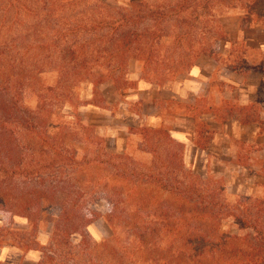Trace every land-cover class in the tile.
<instances>
[{"label": "rangeland", "instance_id": "rangeland-1", "mask_svg": "<svg viewBox=\"0 0 264 264\" xmlns=\"http://www.w3.org/2000/svg\"><path fill=\"white\" fill-rule=\"evenodd\" d=\"M263 8L262 0H0V97L34 128L8 126L18 151L8 139L7 199L17 213L47 187L89 220L56 239L55 223L34 226L0 207V264H264V201L238 191L233 167L199 173L177 143L154 132L145 139L140 130L158 129L120 110L148 113L132 101L139 73L157 87L177 83L211 47L224 64L227 32L242 44V15ZM135 39L143 57L116 54ZM120 65L117 84L97 82ZM56 207L40 201L46 213Z\"/></svg>", "mask_w": 264, "mask_h": 264}, {"label": "crops", "instance_id": "crops-1", "mask_svg": "<svg viewBox=\"0 0 264 264\" xmlns=\"http://www.w3.org/2000/svg\"><path fill=\"white\" fill-rule=\"evenodd\" d=\"M241 21L248 22L235 32L241 46L230 36L233 30L218 46L222 57L229 58L224 64L211 47L177 83L157 87L139 73L131 78L137 81L132 101L148 113L120 110H127L123 115L132 122L164 129L183 149V162L197 165L199 173L213 165L232 166L238 191L257 202L264 201V8L248 11Z\"/></svg>", "mask_w": 264, "mask_h": 264}, {"label": "trees", "instance_id": "trees-1", "mask_svg": "<svg viewBox=\"0 0 264 264\" xmlns=\"http://www.w3.org/2000/svg\"><path fill=\"white\" fill-rule=\"evenodd\" d=\"M132 36H136V34H132ZM130 40L128 35L123 36V40ZM122 41V40H120ZM133 43L130 44H118L117 48L115 50L117 51L116 54H119L120 57H131L132 54L135 55H140V57H143L145 55V51L143 48L140 47V45L137 46L138 40H132ZM78 53V52H76ZM78 54L77 57L78 58ZM74 57V56H73ZM84 60L89 59V57L85 54L82 56ZM136 58V57H133ZM114 67H107L105 68L106 72L104 75H99L97 74V82H102L106 81L107 79H111L115 84H117L123 76L124 73V66L120 65V70L118 69H113ZM123 68V69H122ZM92 69L90 68H83L82 69V74H88L92 75L93 72H91ZM118 81V82H117ZM16 103H14L11 100H2V97H0V174L2 172H5L6 170V155L10 152L7 148L8 145V139L13 140L11 142L14 143V148H16V151H18V145L16 143V137H13V134L9 131L8 126L10 123L13 124H19L22 126L29 127L30 129H34L33 127V118L27 113H18L16 110ZM26 114V115H25ZM143 132L145 139L148 140L147 138V133H158L161 136H168L167 133L163 130H149V129H143L140 130ZM169 138V136H168ZM181 147L180 145H178ZM30 182L36 184L37 182L42 181V179L38 176H31L28 178ZM9 185L7 184V178L1 179L0 180V207H12V203L8 201L7 199V191ZM64 194V193H63ZM33 200L28 201V205L21 204L19 211L16 213L13 207L11 208V212L14 213V215H20L29 221V223H32L34 226L37 225L38 222L43 221L45 223H55V228L54 233L56 239H59V232H61V235L68 236L71 234H74L75 232L81 231L82 228H84L85 225L89 223V220L86 218L87 215L85 213H81L80 211L78 212L79 207H74L71 208V206L68 205L67 203V197L69 198L70 196H67L64 194L65 197H56V192H51L50 188L48 189L47 187L42 190V191H35L33 190L32 193ZM48 198L49 200L52 199V203L54 206L56 205V212L54 213H46L40 208V201L42 199ZM51 198V199H50ZM66 198V199H65ZM73 204V200H72ZM38 206L36 211H31L30 208L32 206ZM77 212L79 214V218L76 222H74V216L72 215L73 212ZM24 214V215H23ZM242 228H246L247 225L242 221L240 222ZM254 228L257 227L256 224L253 226ZM58 233V234H56ZM60 235V236H61Z\"/></svg>", "mask_w": 264, "mask_h": 264}]
</instances>
